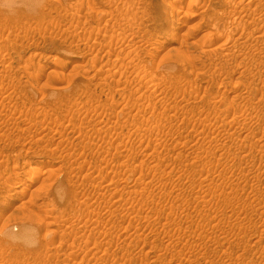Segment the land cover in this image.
Masks as SVG:
<instances>
[{
	"label": "rangeland",
	"instance_id": "rangeland-1",
	"mask_svg": "<svg viewBox=\"0 0 264 264\" xmlns=\"http://www.w3.org/2000/svg\"><path fill=\"white\" fill-rule=\"evenodd\" d=\"M0 264H264V0H0Z\"/></svg>",
	"mask_w": 264,
	"mask_h": 264
},
{
	"label": "bare ground",
	"instance_id": "bare-ground-1",
	"mask_svg": "<svg viewBox=\"0 0 264 264\" xmlns=\"http://www.w3.org/2000/svg\"><path fill=\"white\" fill-rule=\"evenodd\" d=\"M173 12V11H172ZM258 26V25H257ZM240 34V33H239ZM220 37V36H219ZM227 42V41H226ZM236 42V41H235ZM244 43V42H243ZM220 47V46H219ZM259 77V76H258ZM233 118V117H232ZM234 121V120H233ZM225 128V127H224ZM251 133V132H250ZM249 133V134H250ZM248 134V133H247ZM227 139V138H226ZM245 139V138H244ZM229 144V143H228ZM244 148V147H243ZM221 154V153H220ZM242 158V157H241ZM169 166V165H168ZM31 169L34 171V172H36L37 170H39V167L38 166H34L33 168L31 167ZM175 210V209H174ZM77 212H79V211H77ZM105 212V211H104ZM131 225V224H130ZM79 226V225H78ZM171 227V226H170ZM167 231V230H166ZM35 236V235H34ZM33 236V237H34ZM31 238V237H30ZM30 240V239H29ZM34 240V239H33ZM28 241V240H27ZM35 243V242H34ZM117 244V243H116ZM101 245V244H100ZM96 249V248H95ZM195 253V252H194Z\"/></svg>",
	"mask_w": 264,
	"mask_h": 264
}]
</instances>
